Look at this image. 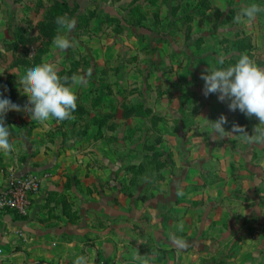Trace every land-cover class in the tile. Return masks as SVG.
Segmentation results:
<instances>
[{
  "label": "crops",
  "instance_id": "obj_1",
  "mask_svg": "<svg viewBox=\"0 0 264 264\" xmlns=\"http://www.w3.org/2000/svg\"><path fill=\"white\" fill-rule=\"evenodd\" d=\"M21 1L0 0V38L1 21L11 22ZM10 100L23 107L27 96ZM207 102L177 129L174 173L149 181L97 179L118 156L116 144L100 145L97 129L76 135L68 121L57 131L55 123L32 126L26 112L9 111L5 124L15 151L0 153V189L10 172L43 176L27 216L0 210L3 264H73L77 255H91L93 264H134L137 253L153 257L151 264H264V239L255 232L264 212V145L200 131L204 117L221 114L226 131L236 123L251 133L259 121L230 111L227 102L218 109L217 97ZM170 232L189 247L178 251Z\"/></svg>",
  "mask_w": 264,
  "mask_h": 264
},
{
  "label": "rangeland",
  "instance_id": "obj_2",
  "mask_svg": "<svg viewBox=\"0 0 264 264\" xmlns=\"http://www.w3.org/2000/svg\"><path fill=\"white\" fill-rule=\"evenodd\" d=\"M253 2L264 6V0H22L12 21H1V97L20 96L18 77L44 59L61 76L91 68L88 85L76 87L74 119L50 120L52 128L68 121L76 135L95 128L102 147L116 144L117 163L97 179H165L174 173L173 143L185 115L217 97L204 96L201 73L221 54L225 66L247 53L264 67V13L251 24L233 22ZM65 14L76 21L67 35L77 44L60 52L51 45L55 19Z\"/></svg>",
  "mask_w": 264,
  "mask_h": 264
},
{
  "label": "clouds",
  "instance_id": "obj_3",
  "mask_svg": "<svg viewBox=\"0 0 264 264\" xmlns=\"http://www.w3.org/2000/svg\"><path fill=\"white\" fill-rule=\"evenodd\" d=\"M218 8L221 11L226 10L221 6ZM260 13H264V6L253 2L241 6L234 15L233 22L241 25L251 24ZM55 23L57 34L53 37L52 49L65 52L76 47L77 42L67 35L75 28V19L65 14L57 16ZM225 59L226 57L221 54L216 66L209 65L201 73L200 78L204 81L202 89L204 96L216 94L220 102H227L230 111L239 110L249 119L254 117L259 122L253 126L251 133L244 126L236 123H233L230 131H226L224 125L228 123V120L224 114H221L216 120L204 117L200 123V131L207 132L214 140L227 137L246 145H264V67L259 66L247 53H241L234 64L227 66H225ZM91 76V68L83 75L73 73L71 76H61L57 64L47 59L26 68L17 81L18 91L21 95L27 96L23 107L8 98H0V153L9 157L15 151L9 139L11 135L9 126L5 124V116L9 111H24L32 121L38 123L74 119L73 113L78 106L76 87H86ZM142 179L149 181L148 176ZM164 190L162 185L161 191ZM183 194L182 189L178 187L177 196H183ZM177 229L183 231V224H178ZM169 240L178 251L189 247L188 242L175 233H169ZM153 259L138 253L132 256L134 264H151ZM73 264H93L92 257L77 255Z\"/></svg>",
  "mask_w": 264,
  "mask_h": 264
},
{
  "label": "built area",
  "instance_id": "obj_4",
  "mask_svg": "<svg viewBox=\"0 0 264 264\" xmlns=\"http://www.w3.org/2000/svg\"><path fill=\"white\" fill-rule=\"evenodd\" d=\"M41 178L42 176L35 172H10L5 184L0 189V210L11 209L27 216L30 212V197L40 188ZM255 232L264 239V212L255 224ZM1 255L2 247L0 246V264H3Z\"/></svg>",
  "mask_w": 264,
  "mask_h": 264
},
{
  "label": "trees",
  "instance_id": "obj_5",
  "mask_svg": "<svg viewBox=\"0 0 264 264\" xmlns=\"http://www.w3.org/2000/svg\"><path fill=\"white\" fill-rule=\"evenodd\" d=\"M61 4H62V5H65V2L63 1Z\"/></svg>",
  "mask_w": 264,
  "mask_h": 264
}]
</instances>
